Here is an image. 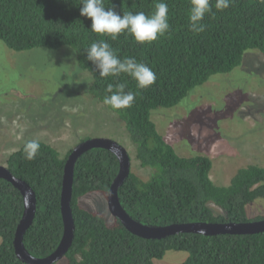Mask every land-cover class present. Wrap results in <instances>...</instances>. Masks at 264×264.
<instances>
[{
	"label": "trees",
	"instance_id": "1",
	"mask_svg": "<svg viewBox=\"0 0 264 264\" xmlns=\"http://www.w3.org/2000/svg\"><path fill=\"white\" fill-rule=\"evenodd\" d=\"M160 0H104L121 16L124 12L150 15ZM168 5L169 30L152 43L139 44L127 32L118 39L91 31L92 20L82 16V0H0V41L14 50L35 47L71 46L79 66L92 75L90 94L103 102L108 84L125 83V91L136 93L132 107L115 111L125 123L143 167L153 170L148 179L134 172L119 187L124 209L146 225L184 222H245L248 207L264 199V166L250 163L237 170L227 185L211 177L213 160L197 154L180 155L152 119V111L173 107L197 86L219 73L242 64L246 52L264 54V0H231L218 11L210 0L213 17L206 14L205 31L190 30V0H163ZM105 40L119 58L135 57L156 74V82L140 89L127 74L100 77L87 59L91 43ZM33 140V139H29ZM27 140V141H29ZM40 142L34 160L23 155V146L7 159V167L34 189L37 210L24 234V244L35 257H46L59 246L65 230L62 187L66 156L51 143ZM120 161L109 149L96 147L84 152L74 168L72 209L75 220L73 243L65 264H157L167 251H186L180 264H264V232L250 234H200L183 232L165 238H146L131 232L115 217L110 223L104 213L83 207L80 199L92 192L106 197L119 174ZM21 190L0 177V264H29L15 249V235L24 214ZM54 264H58L54 263Z\"/></svg>",
	"mask_w": 264,
	"mask_h": 264
},
{
	"label": "rangeland",
	"instance_id": "2",
	"mask_svg": "<svg viewBox=\"0 0 264 264\" xmlns=\"http://www.w3.org/2000/svg\"><path fill=\"white\" fill-rule=\"evenodd\" d=\"M91 82L71 46L14 50L0 41V165L29 139L51 143L64 157L87 138L106 137L125 146L131 172L148 179L153 170L141 165L118 114L90 94ZM152 119L180 155L210 156L218 185L250 163L264 166V54L248 50L234 70L213 75L173 107L154 109ZM80 203L113 222L105 195L92 192ZM248 214L264 216V199L251 203ZM187 256L169 250L156 263L180 264Z\"/></svg>",
	"mask_w": 264,
	"mask_h": 264
},
{
	"label": "clouds",
	"instance_id": "3",
	"mask_svg": "<svg viewBox=\"0 0 264 264\" xmlns=\"http://www.w3.org/2000/svg\"><path fill=\"white\" fill-rule=\"evenodd\" d=\"M190 2V30L194 33L204 32L206 25L202 21L205 15L215 16L210 0H190ZM230 3L231 0H216L215 8L223 11L230 7ZM80 13L92 20V32L106 34L112 40L118 39L120 34L127 32L139 44L152 43L164 36L170 28L168 5L163 0L156 3L155 11L150 15L129 11L121 16L114 8H105L104 0H82ZM85 50L87 59L95 65L100 77L118 78L121 74H127L137 82V87L140 89L148 88L156 82V74L149 66L143 62H137L135 57L119 58L117 51L103 39L91 43ZM125 89V83L108 84L106 92L111 95H106L103 103L115 111L132 107L136 93L130 90L126 92ZM40 147L38 140L27 141L23 146L24 158L29 161L34 160L39 154ZM29 199L30 194H27L25 206H28Z\"/></svg>",
	"mask_w": 264,
	"mask_h": 264
},
{
	"label": "water",
	"instance_id": "4",
	"mask_svg": "<svg viewBox=\"0 0 264 264\" xmlns=\"http://www.w3.org/2000/svg\"><path fill=\"white\" fill-rule=\"evenodd\" d=\"M102 147L114 152L120 161L119 174L113 181L108 193V205L111 213L119 218L122 223L133 233L146 238H165L170 235L192 232L200 234H250L264 232V218L245 222H184L169 225H146L134 219L122 206L119 198V187L131 172V157L125 146L111 138H87L77 144L69 154L62 187V214L65 230L63 238L57 249L46 257H35L24 244V234L33 223L37 199L34 189L25 180L16 177L5 165H0V177L8 179L18 187L25 201V196L30 194L29 204L25 206L24 214L15 235V249L18 257L29 264H54L62 260L70 249L75 235V220L72 209L74 168L77 159L86 151Z\"/></svg>",
	"mask_w": 264,
	"mask_h": 264
}]
</instances>
